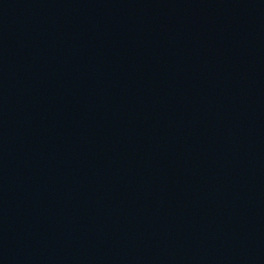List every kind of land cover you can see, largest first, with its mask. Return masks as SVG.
I'll return each instance as SVG.
<instances>
[{"label":"water","instance_id":"water-1","mask_svg":"<svg viewBox=\"0 0 264 264\" xmlns=\"http://www.w3.org/2000/svg\"><path fill=\"white\" fill-rule=\"evenodd\" d=\"M0 264H264V0H0Z\"/></svg>","mask_w":264,"mask_h":264}]
</instances>
